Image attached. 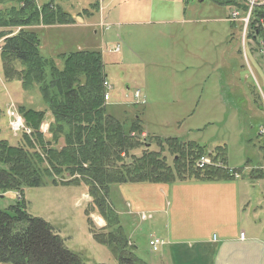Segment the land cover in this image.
<instances>
[{
    "label": "rangeland",
    "instance_id": "rangeland-1",
    "mask_svg": "<svg viewBox=\"0 0 264 264\" xmlns=\"http://www.w3.org/2000/svg\"><path fill=\"white\" fill-rule=\"evenodd\" d=\"M219 1L54 0L63 11L73 14L72 25L30 29L38 33L42 57L53 60L58 68L62 67L61 54L101 52L111 86L107 114L124 123L126 129L129 119L137 116L149 136L146 143L150 151L158 152L157 138L194 142L206 153L225 147L226 166L240 170V181L247 183L264 210V179L251 182L252 173L258 174L254 171L264 167V154L259 149L263 140L257 136L264 113L256 106L258 96L264 104V62L245 38L248 15L244 17ZM36 2L41 6L44 0ZM83 9L91 15L97 13L88 17ZM135 91L144 104L135 103ZM20 106L46 109L38 85L23 90L19 81L3 80L0 59V140L13 146L22 143V136L10 130L6 111L18 112ZM160 153L169 163L168 152ZM161 187L147 183L113 186L106 198L109 209L123 224L130 247L135 246L134 255L146 264H160L163 247L150 253L148 238L166 241L170 211L177 209L163 194L155 197ZM144 191L145 197L140 195ZM17 200L13 191L0 195V211H8ZM24 200L27 214L48 223L68 250L90 264H117L109 250L89 233L90 225L101 230L105 223L92 208L86 186L26 189ZM125 202L133 211L151 213L152 220L139 222L136 216V221L132 220L135 214L128 215Z\"/></svg>",
    "mask_w": 264,
    "mask_h": 264
},
{
    "label": "trees",
    "instance_id": "trees-1",
    "mask_svg": "<svg viewBox=\"0 0 264 264\" xmlns=\"http://www.w3.org/2000/svg\"><path fill=\"white\" fill-rule=\"evenodd\" d=\"M249 1L220 0L219 3L236 9L244 17L248 15L245 38L264 62V0L252 6ZM0 6L3 7L0 10L3 80H17L23 90L38 85L46 104L45 110L18 108L31 131L29 135L20 134L21 144L13 146L0 140V195L13 191L19 196L8 211H0V263L90 264L68 250L48 223L28 215L24 200L26 189L84 185L92 208L105 223L102 231L90 225L92 239L105 246L117 264H146L134 255L135 246L130 247L123 224L107 205L110 189L127 184L233 180L241 176L240 170L226 166L225 147L206 153L194 142L157 138L158 152L150 151L148 137L142 138L144 130L137 116L129 119L130 126L126 129L124 123L107 114L103 98L106 75L100 52L61 54V68L53 60L42 57L38 33L30 28L74 21L54 0H44L41 6L36 0H0ZM87 12L83 11L86 15ZM256 106L264 113L259 96ZM46 113L52 117L48 136L40 130ZM261 127L260 134L256 131L263 140L259 149L264 154V116ZM162 151L170 155L169 163L161 156ZM205 158L209 164L199 167L198 163ZM263 169L257 168L254 172L258 174L252 173L251 180L264 179ZM85 214L88 217L89 213Z\"/></svg>",
    "mask_w": 264,
    "mask_h": 264
},
{
    "label": "crops",
    "instance_id": "crops-1",
    "mask_svg": "<svg viewBox=\"0 0 264 264\" xmlns=\"http://www.w3.org/2000/svg\"><path fill=\"white\" fill-rule=\"evenodd\" d=\"M224 21L229 23L226 17ZM48 114L45 121L50 123L52 117ZM143 135L149 138L145 132ZM240 179L241 176L216 182L158 185L162 187L158 194L154 193L155 197L163 194L172 206L177 205L166 223V244L160 264H264V210L254 200L247 183ZM140 195L145 197V191ZM125 206L128 215L135 214L132 220L136 221L137 213H145L140 209L133 211L129 203L125 202ZM166 206H170L169 202ZM241 233L243 239L239 237Z\"/></svg>",
    "mask_w": 264,
    "mask_h": 264
},
{
    "label": "built area",
    "instance_id": "built-area-1",
    "mask_svg": "<svg viewBox=\"0 0 264 264\" xmlns=\"http://www.w3.org/2000/svg\"><path fill=\"white\" fill-rule=\"evenodd\" d=\"M234 17H236V14H233ZM110 85L104 81L103 82V89H104V101L107 102L109 101V90H110ZM133 98L135 99V103L136 104H144L145 101L144 99H141L140 93L138 91H135L133 93ZM6 115L7 118L9 120V128L11 131H13L14 133L18 134V133H26V134H30V130L25 127L24 124V120L21 118V116L18 114V112L14 111L11 108H8L6 111ZM41 131L43 133H46L47 128L46 127H41ZM264 134V131H263ZM209 164V160L208 159H202L199 163L198 166L199 167H203L204 165ZM150 218L149 215L145 214V213H141L139 214V219L141 221H146ZM240 239L244 238V234L241 233L239 235ZM164 241L162 239L156 238V237H150L149 241H148V246L151 252H157L163 245H164Z\"/></svg>",
    "mask_w": 264,
    "mask_h": 264
}]
</instances>
